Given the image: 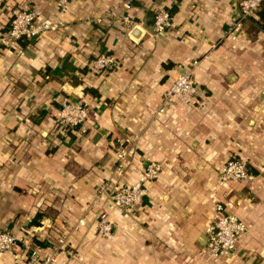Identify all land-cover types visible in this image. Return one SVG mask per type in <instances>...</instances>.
<instances>
[{"label":"crops","instance_id":"obj_1","mask_svg":"<svg viewBox=\"0 0 264 264\" xmlns=\"http://www.w3.org/2000/svg\"><path fill=\"white\" fill-rule=\"evenodd\" d=\"M237 1L132 0L131 23L122 24L103 16L121 0H70L59 11L55 0H0V33L25 6L60 24L0 46V228L42 254L64 234L69 252L59 249L50 264H264V29L251 17L228 33ZM160 7L173 24L155 31ZM102 51L117 62L95 71L90 62ZM193 60L192 100L154 112ZM64 95L88 102L80 128L56 123ZM119 148L131 150L121 177L113 172ZM232 155L254 177L219 184ZM150 159L162 168L133 212L98 196L101 183L133 181ZM216 201L246 229L214 259L204 228ZM100 212L111 237L97 231ZM0 264L32 263L19 242Z\"/></svg>","mask_w":264,"mask_h":264},{"label":"built area","instance_id":"obj_2","mask_svg":"<svg viewBox=\"0 0 264 264\" xmlns=\"http://www.w3.org/2000/svg\"><path fill=\"white\" fill-rule=\"evenodd\" d=\"M69 1L55 0L56 10H62ZM131 2L132 0H121L120 4L109 7L103 16L122 24L131 23V18L127 13ZM261 2L262 0H238L239 17L230 25L227 30L228 33L234 36L235 27L240 26L244 19L255 15ZM172 24V14L167 8L160 7L155 11L152 20L155 31H163L171 27ZM59 25L58 21L42 15L37 7H22L12 14L8 27L0 33V46L14 45L21 38H32L41 35L50 29L57 28ZM116 62L117 57L114 53L102 51L91 60L90 67L95 71H101L112 67ZM195 63L196 60H193L192 64L187 65L163 91L161 104L154 109V112L163 111L167 104L175 100L184 103L192 100L197 92V83L192 72ZM88 109V102L83 98L72 99L64 95L60 100L55 116L56 123L62 129L80 128L87 119ZM138 138V133H133L131 135L132 143ZM130 151L123 148L115 151L117 157L113 172L119 177L125 172ZM161 168L162 164L159 160L150 159L133 181H119L113 187L109 186V181H104L99 185L97 194L98 196L105 194L114 207L128 213L133 212L138 205H141L148 193L147 183L158 177ZM253 177L254 173L248 169L245 161L234 155L228 157L218 170L219 184L230 180L252 179ZM215 208L218 214L206 224L204 232L210 255L217 259L228 255L235 248L237 239L245 231L246 225L235 212L228 211L221 201H216ZM79 222L83 223L82 220ZM96 227L101 236H112V223L106 213L100 212L97 214ZM19 242L27 249V257L32 264H50L54 261L59 249L68 251L65 247L66 236L64 234L56 238L54 248L50 253L42 254L27 236L19 237L7 228H0V253L12 249Z\"/></svg>","mask_w":264,"mask_h":264},{"label":"trees","instance_id":"obj_3","mask_svg":"<svg viewBox=\"0 0 264 264\" xmlns=\"http://www.w3.org/2000/svg\"><path fill=\"white\" fill-rule=\"evenodd\" d=\"M170 13H171V10L169 8H167ZM172 14V13H171ZM254 20H256L258 22V24L264 29V0H262V2L260 3L258 9L256 10L255 12V15H252L251 16ZM249 17V18H251ZM21 39H25V38H21ZM20 39V40H21ZM19 41V40H18ZM86 89H88L89 91L93 92V93H96L95 89L94 88H91V87H86ZM248 169L250 170L249 166L247 165ZM253 172V171H252ZM254 173V172H253ZM39 216L40 214L37 213L31 220V223H34V224H38L39 223Z\"/></svg>","mask_w":264,"mask_h":264}]
</instances>
